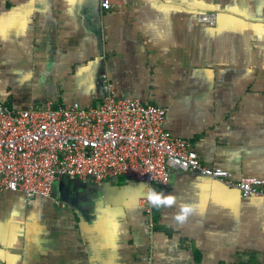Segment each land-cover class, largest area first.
Listing matches in <instances>:
<instances>
[{
  "label": "crops",
  "instance_id": "0c3cea01",
  "mask_svg": "<svg viewBox=\"0 0 264 264\" xmlns=\"http://www.w3.org/2000/svg\"><path fill=\"white\" fill-rule=\"evenodd\" d=\"M104 72L118 97L166 108L203 165L264 180V0H0V103L97 106ZM141 183L63 175L50 196L0 191V264L264 263V194L178 169L149 185L177 197L155 209ZM180 203L198 206L183 225Z\"/></svg>",
  "mask_w": 264,
  "mask_h": 264
},
{
  "label": "built area",
  "instance_id": "2783aa9c",
  "mask_svg": "<svg viewBox=\"0 0 264 264\" xmlns=\"http://www.w3.org/2000/svg\"><path fill=\"white\" fill-rule=\"evenodd\" d=\"M100 4L111 8V0ZM216 16L204 13L199 21L215 24ZM102 82L104 98L97 106L74 102L17 110L0 103V191H19L28 199L50 196L63 175L94 183L126 177L167 185L172 170L179 169L237 187L245 197L264 194L261 178L235 181L229 170L203 165L190 139L165 128L166 108L118 97L106 72Z\"/></svg>",
  "mask_w": 264,
  "mask_h": 264
},
{
  "label": "clouds",
  "instance_id": "9594fccd",
  "mask_svg": "<svg viewBox=\"0 0 264 264\" xmlns=\"http://www.w3.org/2000/svg\"><path fill=\"white\" fill-rule=\"evenodd\" d=\"M135 188H143L145 199L148 205L155 209L172 208L177 205V197L172 194H165L162 190L157 191L149 185L141 183ZM198 206L192 203H180L179 210L175 213L173 219L177 224L183 225L188 219L197 214Z\"/></svg>",
  "mask_w": 264,
  "mask_h": 264
},
{
  "label": "trees",
  "instance_id": "16d2710c",
  "mask_svg": "<svg viewBox=\"0 0 264 264\" xmlns=\"http://www.w3.org/2000/svg\"><path fill=\"white\" fill-rule=\"evenodd\" d=\"M254 255H252V259H249L248 261H243V262H240V263H232V264H264V263H261V262H258V260L254 259ZM226 264V263H224Z\"/></svg>",
  "mask_w": 264,
  "mask_h": 264
}]
</instances>
